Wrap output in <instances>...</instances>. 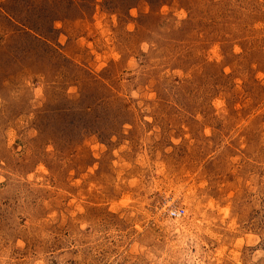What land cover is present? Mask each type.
<instances>
[{
    "label": "rangeland",
    "instance_id": "rangeland-1",
    "mask_svg": "<svg viewBox=\"0 0 264 264\" xmlns=\"http://www.w3.org/2000/svg\"><path fill=\"white\" fill-rule=\"evenodd\" d=\"M0 264H264V0H0Z\"/></svg>",
    "mask_w": 264,
    "mask_h": 264
},
{
    "label": "trees",
    "instance_id": "trees-1",
    "mask_svg": "<svg viewBox=\"0 0 264 264\" xmlns=\"http://www.w3.org/2000/svg\"><path fill=\"white\" fill-rule=\"evenodd\" d=\"M51 6H54V4L53 3H51L50 2V7ZM12 22H14V20L12 21ZM25 28V29H24ZM51 30H53V26L51 25ZM19 30H24V31H22V32H27V31H25V30H29L28 32H30L36 39H39L40 38V35H39V33L38 32H34V30L33 29H31L30 27H28V26H24V25H22V27H19L18 28ZM29 34V33H28Z\"/></svg>",
    "mask_w": 264,
    "mask_h": 264
},
{
    "label": "built area",
    "instance_id": "built-area-1",
    "mask_svg": "<svg viewBox=\"0 0 264 264\" xmlns=\"http://www.w3.org/2000/svg\"><path fill=\"white\" fill-rule=\"evenodd\" d=\"M181 212L179 211V209H174V210L170 211V214H171L172 217H174V216L179 215Z\"/></svg>",
    "mask_w": 264,
    "mask_h": 264
}]
</instances>
